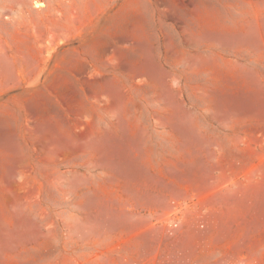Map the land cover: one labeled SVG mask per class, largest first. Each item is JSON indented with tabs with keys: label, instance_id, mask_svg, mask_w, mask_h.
Masks as SVG:
<instances>
[{
	"label": "rangeland",
	"instance_id": "374dc122",
	"mask_svg": "<svg viewBox=\"0 0 264 264\" xmlns=\"http://www.w3.org/2000/svg\"><path fill=\"white\" fill-rule=\"evenodd\" d=\"M0 264H264V0H0Z\"/></svg>",
	"mask_w": 264,
	"mask_h": 264
},
{
	"label": "bare ground",
	"instance_id": "6f19581e",
	"mask_svg": "<svg viewBox=\"0 0 264 264\" xmlns=\"http://www.w3.org/2000/svg\"><path fill=\"white\" fill-rule=\"evenodd\" d=\"M36 3V6L35 7H40V6H42L43 5V3L42 2H35Z\"/></svg>",
	"mask_w": 264,
	"mask_h": 264
}]
</instances>
